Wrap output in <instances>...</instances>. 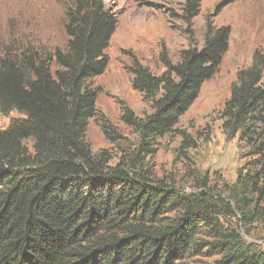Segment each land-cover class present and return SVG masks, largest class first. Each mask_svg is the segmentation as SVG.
<instances>
[{"label": "trees", "instance_id": "obj_1", "mask_svg": "<svg viewBox=\"0 0 264 264\" xmlns=\"http://www.w3.org/2000/svg\"><path fill=\"white\" fill-rule=\"evenodd\" d=\"M233 1L220 0L214 13ZM199 9L200 0L185 1L189 27ZM117 22L102 0H70L63 48L0 54V112L24 115L0 129V264H189L201 255L213 257L209 264H264V249L245 237L256 226L264 232V54L255 50L237 71L220 113L225 137L238 138L235 180L211 186L203 178L186 192L154 178L143 155L216 73L230 27L207 20L200 47L181 50L176 62L160 53L159 75L133 58L132 88L152 111L138 117L123 108L136 135L130 145L100 120L105 138L122 149L112 163L108 151L91 150L85 133L99 117L93 79L106 69ZM179 147L194 142L183 134Z\"/></svg>", "mask_w": 264, "mask_h": 264}, {"label": "rangeland", "instance_id": "obj_2", "mask_svg": "<svg viewBox=\"0 0 264 264\" xmlns=\"http://www.w3.org/2000/svg\"><path fill=\"white\" fill-rule=\"evenodd\" d=\"M102 1L118 22L105 50L106 69L93 79V85L99 88L95 102L99 117L89 120L85 133L91 150L108 151L115 163L122 149L105 138L100 120L111 124L123 137L122 142L130 145L135 143L136 135L121 119L123 108L131 109L138 117L152 111L150 103L132 88L127 68L133 58L159 75L164 70L160 53L166 51L171 61L176 62L181 50L192 45L200 47L206 22L210 20L214 26L230 27L228 50L216 73L202 84L197 98L172 131L156 140L152 153L143 155V166L154 178L174 183L186 192L196 189L195 184L203 178L211 186L233 182L242 164L238 138L225 137L220 113L237 71L250 65L255 50L264 54V0H235L216 14L214 7L220 0H200L199 12L190 27L181 18L186 0ZM69 2L0 0V54L26 46H33L43 54L63 48L67 41L64 23ZM15 117L24 115L0 112V129L6 128ZM183 134L194 142V147L185 152L179 147ZM245 237L264 249V232L259 227ZM212 259L196 256L189 264H209Z\"/></svg>", "mask_w": 264, "mask_h": 264}]
</instances>
